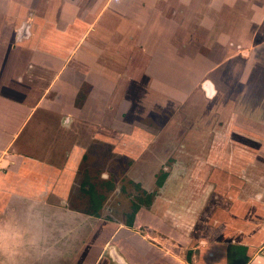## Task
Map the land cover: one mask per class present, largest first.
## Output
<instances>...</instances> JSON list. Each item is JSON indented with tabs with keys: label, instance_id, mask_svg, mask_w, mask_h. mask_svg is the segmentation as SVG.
<instances>
[{
	"label": "rangeland",
	"instance_id": "obj_1",
	"mask_svg": "<svg viewBox=\"0 0 264 264\" xmlns=\"http://www.w3.org/2000/svg\"><path fill=\"white\" fill-rule=\"evenodd\" d=\"M35 18L33 56L28 52L22 58L31 69L26 79L38 80L49 63L43 56L61 49L69 54L68 65L99 72L84 75L77 96L59 82L48 95L78 102L84 117L80 151L72 154L82 161H77L68 208L94 213L100 206V219L125 224L134 203L151 212L163 206L157 196L165 193L186 220L187 214L195 218L181 221L180 234L164 229L167 225L159 228L180 245L173 251L180 260L175 264H252L263 258L264 242L257 248L251 241L259 228L264 231V195L259 204L254 198L264 189V120L251 116L258 108L264 118V0H0V54L9 48L8 63L15 62V51L7 38L14 36L15 26L25 33L23 24L29 28ZM165 170L169 176L162 192L166 186L158 188L156 181ZM105 173L108 179H102ZM259 179L261 187L255 184ZM143 188L157 193L151 204ZM242 193L252 228L245 242H235L240 233L220 229L219 220L239 223L230 211ZM83 218L79 236H87L92 226ZM137 231L169 250L152 229ZM210 240L216 255L222 242L226 262L216 255L210 262L205 251L199 253ZM126 243L135 248L128 249L131 257L141 262L147 252L140 235L127 237Z\"/></svg>",
	"mask_w": 264,
	"mask_h": 264
},
{
	"label": "crops",
	"instance_id": "obj_2",
	"mask_svg": "<svg viewBox=\"0 0 264 264\" xmlns=\"http://www.w3.org/2000/svg\"><path fill=\"white\" fill-rule=\"evenodd\" d=\"M32 3H29L28 11ZM16 6L15 10H19ZM69 6L62 4L64 9ZM36 22V18L32 19L28 23L31 25L29 28L23 24L25 28L23 34L21 33L23 30L15 26L14 36L10 35L7 38L9 47L12 46V51H15V62L14 59L11 63L7 61L9 48L5 49L6 52L3 48L0 54V264L179 263V258L173 252L180 247L179 243L169 240L165 237L168 234L163 230L160 231L159 228L167 225L163 228H171L180 234L178 229H180L181 221L187 224V221L194 222L195 218L194 215L187 214L186 220L185 216L179 213L180 209L176 210L174 198H170L165 193L159 194L157 199L163 200V206L169 204L170 208L165 209L162 206L155 210L153 206L152 213L147 210L149 208H146L148 215L145 216L147 218L145 221L142 216L145 211H141L140 208L132 227L110 219L102 220L93 213H84L77 208H68L67 196L74 185L73 175L77 173V161L82 158L78 155L75 161L72 154L80 151L77 140L84 117L78 102H64L59 96L50 98L48 95L51 92L52 83L59 82L62 85L61 88H70L66 90L70 91L68 94L77 96L79 88L83 86L84 75L99 72L95 67H90L85 72L76 64L68 65L69 54L66 49H61V52L54 56L50 54L43 56L49 63L41 65L44 68L38 80L37 78L26 79L31 69L27 64H23L22 58L24 53L27 57L28 52V58H31L32 52L30 53L29 49L30 46L34 47L37 27L33 24ZM23 46L29 47L25 48L28 49L26 52L23 51ZM82 55L78 53L76 56L84 57V54ZM52 60H55L56 66L52 64ZM206 83L211 86V82ZM54 105L55 109L52 108ZM242 108H244L243 104ZM255 111L252 116L256 117L251 116V118L263 121L264 118L261 117L263 113L258 108ZM261 181L259 179L257 183H254L261 187ZM205 183L207 184L208 181ZM254 185L252 182V186ZM166 189L167 186L162 192ZM192 195L196 196V194ZM262 195H264V189L263 193L256 194L254 197L257 204L262 199ZM237 200H239L238 207L230 212L233 216L239 217L237 220L239 223L221 217L219 221L223 226L221 225L220 229L229 227L233 232L240 233V239L236 238L235 242H245L244 240L248 238L246 234L252 227L248 226L249 217L243 211L244 201H247L244 199V193ZM177 206L180 205L177 204ZM85 216L91 219L92 226L87 231V236L84 234L79 236L78 220L82 222ZM169 220L173 222H168ZM142 226L163 236L162 241L169 250H163L155 241L148 240L149 236L138 232L137 228ZM245 226L248 227L245 228ZM257 232L258 238L251 242L253 246L259 248L258 246L264 242V231L259 228ZM121 233L123 235L117 238V235ZM135 234L140 235L147 252L146 256L141 255V262L131 257L128 249L133 247H129L126 243L127 237ZM218 244L220 247L218 255H216L217 252L212 251L211 240L208 244L199 246V248L204 247L199 250V253L205 251L206 253L203 252L206 255L205 260L210 262L214 255L218 257L219 262L222 259L226 262L223 257L226 253L224 252L226 250L222 248L224 245L222 242ZM195 248L194 246L191 251ZM252 262V264H264V257Z\"/></svg>",
	"mask_w": 264,
	"mask_h": 264
},
{
	"label": "flooded vegetation",
	"instance_id": "obj_3",
	"mask_svg": "<svg viewBox=\"0 0 264 264\" xmlns=\"http://www.w3.org/2000/svg\"><path fill=\"white\" fill-rule=\"evenodd\" d=\"M206 163H208V162H206ZM161 168H163L162 166H161ZM168 176H169V172L168 171H163V173L161 174V176L158 178V180L156 181V185H157V187L158 188H162L163 186L165 187L166 186V183H168V182H166L167 181V179H168ZM210 179V178H209ZM159 182H161V185H160V183ZM85 187V186H84ZM142 192L144 193V194H146V195H148V196H152L151 198H149V204H151V199H154V196H157V193L156 194H154V193H151V191H148L146 188H143V190H142ZM188 192V195H190L191 194V192H192V188L190 189V190H188L187 191ZM149 194H152V195H149ZM94 203H95V198H94ZM94 203H93V201H92V196H91V205H93V206H95L94 205ZM95 208V207H94ZM141 208V207H140ZM139 208V209H140ZM99 209H100V206L98 207H96L95 208V211H94V213L93 214H97V216H100V212H99ZM139 209H138V211H139ZM137 211V212H138ZM134 212V211H133ZM137 212H136V214H137ZM136 217V216H135ZM129 221H130V219H129V216L127 217V220L125 221V224L127 225V226H129V227H132L133 225H129Z\"/></svg>",
	"mask_w": 264,
	"mask_h": 264
},
{
	"label": "trees",
	"instance_id": "obj_4",
	"mask_svg": "<svg viewBox=\"0 0 264 264\" xmlns=\"http://www.w3.org/2000/svg\"><path fill=\"white\" fill-rule=\"evenodd\" d=\"M159 183L161 185V182H159ZM149 195H152V194H149ZM91 196H92V201L94 203V195H93V193L91 194ZM94 205H96V204L94 203ZM139 208H140L139 204L134 203V212H133V214H131V219L129 221V225H133V222H134V219H135V216H136V212L138 211Z\"/></svg>",
	"mask_w": 264,
	"mask_h": 264
},
{
	"label": "bare ground",
	"instance_id": "obj_5",
	"mask_svg": "<svg viewBox=\"0 0 264 264\" xmlns=\"http://www.w3.org/2000/svg\"><path fill=\"white\" fill-rule=\"evenodd\" d=\"M206 86H207V89H208L209 93H212L213 92V89L210 86V84L209 83H206Z\"/></svg>",
	"mask_w": 264,
	"mask_h": 264
},
{
	"label": "clouds",
	"instance_id": "obj_6",
	"mask_svg": "<svg viewBox=\"0 0 264 264\" xmlns=\"http://www.w3.org/2000/svg\"><path fill=\"white\" fill-rule=\"evenodd\" d=\"M102 179H108V175L105 173L102 175Z\"/></svg>",
	"mask_w": 264,
	"mask_h": 264
}]
</instances>
